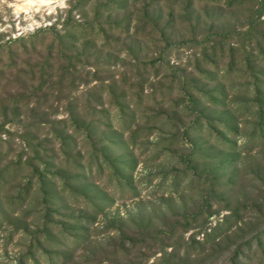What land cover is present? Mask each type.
<instances>
[{
	"label": "rangeland",
	"instance_id": "obj_1",
	"mask_svg": "<svg viewBox=\"0 0 264 264\" xmlns=\"http://www.w3.org/2000/svg\"><path fill=\"white\" fill-rule=\"evenodd\" d=\"M46 1L0 0V264H264V0Z\"/></svg>",
	"mask_w": 264,
	"mask_h": 264
},
{
	"label": "trees",
	"instance_id": "obj_2",
	"mask_svg": "<svg viewBox=\"0 0 264 264\" xmlns=\"http://www.w3.org/2000/svg\"><path fill=\"white\" fill-rule=\"evenodd\" d=\"M236 0H234V2H235ZM262 5H263V0H259L258 1V6H257V11H256V14H257V16L256 17H254V18H257L258 16H259V10H260V8L262 7ZM70 11V10H69ZM126 25H124V27H122L121 28V30L120 31H122V32H124V37L125 36H129L130 34H132V33H134V32H131V33H129L128 32V28H127V22L130 20V18H129V14H127L126 16ZM146 17V16H145ZM70 17H69V15H67V17H66V19H65V23H67V22H69L70 21V19H69ZM145 19V18H144ZM148 19V18H147ZM143 23V25H144V21L142 22ZM152 23V20H151V22H150V24ZM253 24V23H252ZM142 25V26H143ZM232 31V33L237 37H242V33H240L239 31H234V30H231ZM231 33L230 31H224V32H219L218 34H217V36H220V38H219V40H221V37L222 36H225L227 33ZM242 34V35H241ZM263 40H264V37L262 38ZM203 40H205V38H203ZM206 41V40H205ZM264 42V41H263ZM259 44V43H258ZM165 46L166 47H170L171 46V44L170 43H167V44H165ZM260 47V46H259ZM229 49H232V47L230 46V47H228ZM243 50V54H242V61H243V63H244V65H246V67H248L250 70H252V68L253 67H255L256 66V62H255V60H256V55H253L252 54V52H251V50H246V51H244V49H242ZM159 56V55H158ZM229 56H230V54H229ZM233 56V55H232ZM159 58L160 59H158V60H161L162 59V57H161V55L159 56ZM231 66H232V63L230 62V60H229V63L227 64V70H230V68H231ZM259 70V69H258ZM183 71V70H182ZM203 71V70H202ZM203 72H205V71H203ZM177 74V73H176ZM183 73H181L180 71H179V74H177V76L176 75H174V77L173 78H170V80H169V83H168V85H167V89L170 87V85H171V83L173 84V83H177V84H180L181 86H183V91L185 90V89H187L188 87H190L189 86V84L190 83H192L194 80H195V78H194V76H192V77H188V75H186V74H184V75H182ZM208 74H210V73H208ZM214 74H216V73H214ZM227 74V73H226ZM217 75V74H216ZM258 75V76H257ZM259 75H264V72L263 71H257V73H256V75L254 74V76H255V79H254V83H253V85H250V86H253V90H254V92L256 91V93H257V99H263V97H264V79L262 80V79H260V78H258V77H260ZM191 76V75H190ZM208 77H209V75H207ZM223 76H225V74H223L222 76L220 75L219 77H223ZM256 98V97H255ZM253 99V98H252ZM262 103H264V101L262 102ZM117 105H119V103H116ZM121 105V104H120ZM123 105V104H122ZM264 106L263 104H260L259 105V107H258V109H257V113H258V115H259V121H257V123H256V126L254 127V128H252L251 129V131L248 133V135L246 136V139L247 140H252V141H256V140H261V141H263L264 142V110L263 109H261V107L260 106ZM127 117H129V118H127ZM118 118H121L123 121H124V119L125 120H130V119H132V114H130V115H128V116H126V113H125V107H122L121 109H120V111H119V114H118ZM130 123V122H129ZM237 128H235V130H236ZM222 132V131H221ZM133 133V132H132ZM132 135V134H131ZM224 138L225 139H228L226 136H224ZM235 140V139H234ZM251 141V142H252ZM262 142V143H263ZM110 143H114V141L113 140H111V139H106L105 138V140H104V143H103V145H109ZM193 145V144H192ZM194 146V145H193ZM195 147V146H194ZM201 148V147H200ZM202 150V149H201ZM200 149H197L196 147L195 148H191V150H189L186 154H185V160H184V163L187 165L189 162H191V158L189 157L190 155H192L194 158H196V154L200 157V158H203L205 155H204V153H203V151L204 150H202V152H200L201 151ZM222 150H225V149H222ZM196 153V154H195ZM186 165H185V167H186ZM46 166V165H45ZM47 167V166H46ZM189 167V168H188ZM188 169L190 170V173H189V178L186 180V183L184 184V189H185V187L188 189V190H191L197 183H198V179H199V177H200V174L199 173H196L195 172V167L194 166H190V165H188ZM219 167H222V164H220V166ZM45 168V167H44ZM43 168V169H44ZM116 168H118V170L117 171H115V168H113V172L115 173L116 172V179L118 180V181H121L122 180V175H121V172H122V170L119 168V167H116ZM192 168V169H191ZM217 169V168H216ZM11 170H14V168H12ZM220 170V169H219ZM16 171V170H15ZM182 171V170H181ZM5 173V169H1L0 170V180H1V178L4 176L3 174ZM181 173H179V172H177L176 174L175 173H173V175L171 174V178L169 179V181H168V183H167V185L169 186V188L170 189H173V188H175V183H177V182H175V181H179V180H181V179H183V178H186L185 176L184 177H181ZM228 177H232V175L229 173L228 174ZM44 178V176L42 175V177H41V184L43 183L42 182V179ZM215 179V178H214ZM214 179H212V181L210 180V182H209V184H208V186L207 187H205L206 188V192L207 193H209V192H211L212 191V185H215V184H217V182H216V180H214ZM47 180V179H46ZM29 181H30V179H27L26 180V182L24 183V184H22L18 189H17V191H16V193L12 196V197H8V203H9V206L10 207H12L14 204H15V206H14V208H19V207H21V204H20V202L22 201L23 202V200H24V198H26L27 196H28V194H29V191H30V188H29ZM1 182V181H0ZM51 188L50 187H46V189H44V193H45V195L46 194H48V195H50L51 194V191L49 192V190H50ZM25 194H27V195H25ZM210 214H212V212L211 213H209L208 215H207V218H208V216L210 215ZM204 231V227L202 228V229H200V233H202V231ZM198 232V231H197ZM197 232H193V233H191V239L192 240H194L193 238H194V236H195V234L197 233ZM203 234V233H202ZM252 239H254L255 240V242L258 244V248L260 247V250L263 248V250H264V246H262L261 245V242H262V240H264V222H263V227H261L259 230H257V233L256 234H254V235H252L250 238H248L246 241H245V244L248 242H250ZM185 241V240H184ZM244 244V243H243ZM242 244V245H243ZM244 244V245H245ZM262 250V251H263ZM241 253V251H240V249H237V250H235V255H237V254H240Z\"/></svg>",
	"mask_w": 264,
	"mask_h": 264
},
{
	"label": "bare ground",
	"instance_id": "obj_3",
	"mask_svg": "<svg viewBox=\"0 0 264 264\" xmlns=\"http://www.w3.org/2000/svg\"><path fill=\"white\" fill-rule=\"evenodd\" d=\"M21 2H23V3L22 4H16V9H15L16 12H18L19 10L25 11V10L31 8L32 6L39 7L42 5L50 4L46 0H21Z\"/></svg>",
	"mask_w": 264,
	"mask_h": 264
}]
</instances>
